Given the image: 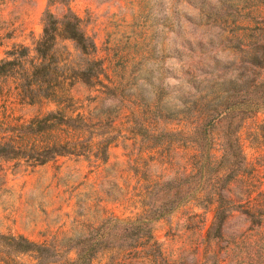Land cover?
<instances>
[{"label": "rangeland", "instance_id": "374dc122", "mask_svg": "<svg viewBox=\"0 0 264 264\" xmlns=\"http://www.w3.org/2000/svg\"><path fill=\"white\" fill-rule=\"evenodd\" d=\"M46 11L76 14L96 51L60 34L36 80ZM259 47L264 59V0H0V62L19 63L0 77V236L54 248L49 264L76 260L86 237L107 244L93 264H264V107L239 124V172L224 187L236 127L211 132L208 156L185 140L217 82L264 79L249 65ZM88 59L102 68L89 83ZM52 112L79 126L39 123ZM220 190L229 215L211 239ZM141 217L152 238L119 244L114 220ZM38 263L0 239V264Z\"/></svg>", "mask_w": 264, "mask_h": 264}, {"label": "trees", "instance_id": "16d2710c", "mask_svg": "<svg viewBox=\"0 0 264 264\" xmlns=\"http://www.w3.org/2000/svg\"><path fill=\"white\" fill-rule=\"evenodd\" d=\"M62 2L64 0H49V4L54 2ZM61 27V28H60ZM62 34L65 38L72 40L76 43L79 50L85 56H90L96 51L95 42L88 37L82 27L80 18L72 11L64 17L62 22L56 18V16L50 11H46L44 16V29L40 40L36 44V53L40 60V64L36 66L32 72L33 78L36 80L42 76H47L50 69V58L55 48V43L58 36ZM259 49V50H258ZM258 54L254 55L249 61V65L252 69H261L264 66V59L260 56L261 48H257ZM15 56V54H13ZM27 50L24 48L21 50L20 56L25 57ZM18 60H7L0 62V77L11 74L16 66ZM102 71L101 64L95 60H87L85 69L81 73L83 81L89 83L93 78L97 77ZM230 78L224 79L216 83L217 89L211 95L208 94L206 98V111L201 112L202 117L197 118V126L194 128L193 133L185 138L191 142L196 143L202 150L203 154H207L209 151L210 135L213 130L226 126L228 129L236 127L234 130H228L225 134V143L227 148L224 149L223 161L228 160L230 165L229 171L222 177V185L228 184L238 174L237 161L241 157L240 148L234 149L233 143L237 142L236 134L239 124L249 115L259 112L264 107V79L256 78ZM214 104V108L211 105ZM57 121L60 124H65L71 127H78L79 122L77 119H66L59 114L50 113L44 119L40 120V124H47L50 121ZM210 127V128H209ZM43 128L39 127L37 132H40ZM167 137L171 139H179L176 134H167ZM5 147L0 146V157L4 156L2 151ZM52 158H45L40 162L42 164L50 161ZM176 186L168 185L166 189L168 191H174L176 193ZM219 206L215 217V222L210 230L209 237L211 239L219 238L222 232L224 222L228 217V205L230 202L225 199L220 190ZM175 206H170V211L175 209ZM164 210L160 212L156 219H160L164 214ZM113 221V219L109 220ZM120 224L121 228L118 233L117 241L119 244H137L145 238H152V224L153 220L148 217H141L135 221L123 222L120 220H114ZM107 223V222H106ZM105 223V225H106ZM0 239L5 243V248L14 254H35L38 260V264H49L56 256V251L50 246L36 243L24 236H0ZM77 249L76 260L69 264H93V260L98 253L104 249L107 244H102L100 240L92 237H86L79 239L74 244ZM104 247V248H103Z\"/></svg>", "mask_w": 264, "mask_h": 264}]
</instances>
